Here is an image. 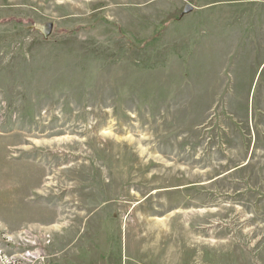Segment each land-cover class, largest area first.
<instances>
[{
  "label": "rangeland",
  "instance_id": "obj_1",
  "mask_svg": "<svg viewBox=\"0 0 264 264\" xmlns=\"http://www.w3.org/2000/svg\"><path fill=\"white\" fill-rule=\"evenodd\" d=\"M0 264H264V0H0Z\"/></svg>",
  "mask_w": 264,
  "mask_h": 264
},
{
  "label": "water",
  "instance_id": "obj_2",
  "mask_svg": "<svg viewBox=\"0 0 264 264\" xmlns=\"http://www.w3.org/2000/svg\"><path fill=\"white\" fill-rule=\"evenodd\" d=\"M194 6L191 4H187L182 15L188 14L191 11H193ZM33 28L37 29L38 31H40L45 38H48L52 33H53V29H54V23L53 22H47L44 24L41 23H35L33 25Z\"/></svg>",
  "mask_w": 264,
  "mask_h": 264
},
{
  "label": "built area",
  "instance_id": "obj_3",
  "mask_svg": "<svg viewBox=\"0 0 264 264\" xmlns=\"http://www.w3.org/2000/svg\"><path fill=\"white\" fill-rule=\"evenodd\" d=\"M24 251H25V250H24ZM29 252H30V251H27L26 253L23 254V256H24V255L28 256V255H29Z\"/></svg>",
  "mask_w": 264,
  "mask_h": 264
}]
</instances>
